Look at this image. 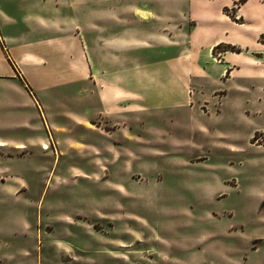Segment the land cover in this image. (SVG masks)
I'll return each mask as SVG.
<instances>
[{
	"label": "rangeland",
	"instance_id": "rangeland-1",
	"mask_svg": "<svg viewBox=\"0 0 264 264\" xmlns=\"http://www.w3.org/2000/svg\"><path fill=\"white\" fill-rule=\"evenodd\" d=\"M225 12L234 17L235 6ZM10 17L22 15L0 14V48L12 59L0 54V139L22 143L0 145V264H27L29 255L39 264H264V241L255 240L264 235V131L248 137L264 127V105L241 114L208 104L203 116L165 111L129 126L143 141L114 137L109 122L86 131L70 113H82L88 87L54 77L46 43L39 66L16 53L18 36L32 32ZM27 89L40 113L25 103ZM66 123L67 153L53 130ZM153 127L162 139L144 131Z\"/></svg>",
	"mask_w": 264,
	"mask_h": 264
},
{
	"label": "crops",
	"instance_id": "crops-1",
	"mask_svg": "<svg viewBox=\"0 0 264 264\" xmlns=\"http://www.w3.org/2000/svg\"><path fill=\"white\" fill-rule=\"evenodd\" d=\"M232 6L234 17L225 12ZM44 13L51 14L50 19L41 17ZM0 14L22 15L10 17L14 26L21 24L32 32L31 39L27 34L18 36L16 53L30 55L33 66H39L44 62L39 47L46 43L54 54L49 61L55 66L54 77L88 87L81 94L86 105L82 113H70L72 125L86 131H104L102 124L109 122L114 137L143 141L140 133L128 131L129 126H145L165 111L203 116L199 108L208 104L219 107V113L241 114L248 109L257 112L264 105V41L260 40L264 0H0ZM36 31L50 35L42 40L34 37ZM24 44H31L32 50H20ZM224 45L233 49L224 50ZM5 53L0 48L3 59H8ZM23 96L40 113L33 91L24 90ZM53 130L67 153L71 129L66 123L54 125ZM162 130L144 129L147 134L154 132L149 136L153 141L163 138ZM196 130L209 134L201 121L196 122ZM257 131L264 127H253L248 137ZM81 138L69 140L78 143ZM36 140L42 141L32 142ZM79 150L93 153L80 146ZM258 237L256 241H264V235ZM250 248L254 254L259 251L257 246ZM30 259L36 257L27 256V264H39Z\"/></svg>",
	"mask_w": 264,
	"mask_h": 264
},
{
	"label": "bare ground",
	"instance_id": "bare-ground-1",
	"mask_svg": "<svg viewBox=\"0 0 264 264\" xmlns=\"http://www.w3.org/2000/svg\"><path fill=\"white\" fill-rule=\"evenodd\" d=\"M0 145H5V143L2 142V141H0ZM22 147H23L22 145H19L18 148H22ZM42 148H43V149H48V145L44 143V144H42Z\"/></svg>",
	"mask_w": 264,
	"mask_h": 264
},
{
	"label": "trees",
	"instance_id": "trees-1",
	"mask_svg": "<svg viewBox=\"0 0 264 264\" xmlns=\"http://www.w3.org/2000/svg\"><path fill=\"white\" fill-rule=\"evenodd\" d=\"M219 46H220V45H218L217 47H219ZM223 49H224V50H227V49H233V48H232L231 46L224 45V46H223Z\"/></svg>",
	"mask_w": 264,
	"mask_h": 264
}]
</instances>
